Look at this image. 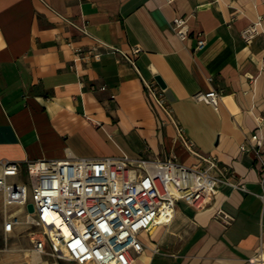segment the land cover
<instances>
[{"label":"crops","instance_id":"1","mask_svg":"<svg viewBox=\"0 0 264 264\" xmlns=\"http://www.w3.org/2000/svg\"><path fill=\"white\" fill-rule=\"evenodd\" d=\"M177 16L187 18L185 37L171 27ZM259 18L262 32L247 44L241 30ZM212 89L217 105L196 99ZM259 116L264 0H0V159L176 155L197 163L181 127L198 152L245 185L221 186L201 208L179 199L168 223L140 234L145 247L133 264H255L249 259L264 253V187L254 153L240 144ZM218 209L234 219L222 222ZM25 229L15 228L5 246L2 221L0 264H36L19 250L31 246Z\"/></svg>","mask_w":264,"mask_h":264},{"label":"built area","instance_id":"2","mask_svg":"<svg viewBox=\"0 0 264 264\" xmlns=\"http://www.w3.org/2000/svg\"><path fill=\"white\" fill-rule=\"evenodd\" d=\"M261 24L259 18L241 30L247 44L262 32ZM171 27L180 37L188 34L186 17L173 18ZM205 45V38L199 37L196 48ZM139 50L134 48V53ZM82 53L83 48L76 49V54ZM147 88L157 105L171 115L162 92L152 83H147ZM219 96L216 89L195 94L196 99L213 105H217ZM258 123L240 149L254 153L264 187V139L260 135L264 116L258 117ZM178 130L184 145L199 159L197 163L185 164L176 155L164 159L125 154L25 162L0 159L5 246L9 234L24 226L31 246L23 250L29 255L54 258L55 264L60 260L72 264H133L145 247L140 234L168 223L179 199L201 208L223 185L246 189L230 178L216 156L198 152L183 129ZM258 196L264 204V188ZM29 202L34 205L33 211L27 207ZM215 217L226 224L234 219L222 209ZM249 262L264 264V253L259 252Z\"/></svg>","mask_w":264,"mask_h":264},{"label":"rangeland","instance_id":"3","mask_svg":"<svg viewBox=\"0 0 264 264\" xmlns=\"http://www.w3.org/2000/svg\"><path fill=\"white\" fill-rule=\"evenodd\" d=\"M24 179H25V177H24ZM2 221H3V201H2V197L0 196V244H1L2 240H3V237H2V231H1V223H2ZM141 239H142V240L144 239V234L141 235ZM24 248H25V247H22V246H21V247L19 248V250L25 252V251L23 250Z\"/></svg>","mask_w":264,"mask_h":264},{"label":"water","instance_id":"4","mask_svg":"<svg viewBox=\"0 0 264 264\" xmlns=\"http://www.w3.org/2000/svg\"><path fill=\"white\" fill-rule=\"evenodd\" d=\"M155 79L157 80V82H158L162 87H165V86H166V84H165L163 78H162L160 75H156V76H155ZM27 207H28V209H29L30 211H33V210H34V205H33L32 202H29V203L27 204Z\"/></svg>","mask_w":264,"mask_h":264},{"label":"bare ground","instance_id":"5","mask_svg":"<svg viewBox=\"0 0 264 264\" xmlns=\"http://www.w3.org/2000/svg\"><path fill=\"white\" fill-rule=\"evenodd\" d=\"M33 259L35 260V263H36V264H37V263L39 262V260H40L39 256L36 255V254L33 255Z\"/></svg>","mask_w":264,"mask_h":264}]
</instances>
